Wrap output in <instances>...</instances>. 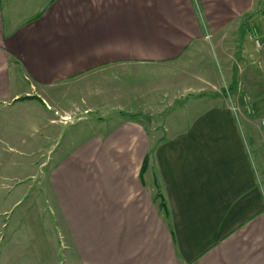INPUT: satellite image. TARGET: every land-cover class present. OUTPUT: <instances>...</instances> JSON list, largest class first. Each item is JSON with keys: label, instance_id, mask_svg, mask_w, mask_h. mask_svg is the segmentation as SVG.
Here are the masks:
<instances>
[{"label": "crops", "instance_id": "0c3cea01", "mask_svg": "<svg viewBox=\"0 0 264 264\" xmlns=\"http://www.w3.org/2000/svg\"><path fill=\"white\" fill-rule=\"evenodd\" d=\"M36 1L0 0V137L27 126L51 146L66 254L264 264V132L213 98L221 81L264 74L250 38L255 25L263 33L264 0ZM208 42L221 80L200 67ZM148 66L175 76L179 103L151 108L131 99L138 92H114V74ZM195 70L205 85L189 81Z\"/></svg>", "mask_w": 264, "mask_h": 264}, {"label": "rangeland", "instance_id": "374dc122", "mask_svg": "<svg viewBox=\"0 0 264 264\" xmlns=\"http://www.w3.org/2000/svg\"><path fill=\"white\" fill-rule=\"evenodd\" d=\"M46 1L37 0L35 7ZM260 18L264 24V12ZM263 24L261 37H264ZM255 28L258 27L255 25ZM205 52L209 53L200 67L207 68L211 79L221 80L224 78V65L218 50L208 42ZM230 60L234 70L238 68L240 59L232 54ZM195 71L198 73L196 80L193 77L188 80L205 85L206 81L200 77L207 73L206 70ZM135 73L132 70L114 74L115 79L111 82L114 92H138L136 95L133 93L131 99L146 103L151 108H155V104L163 108L180 102L175 97V90H171L173 86H170L175 76L167 68L158 66L157 70L148 66ZM242 78L233 82L221 81V85L215 87L213 98L221 97L230 108L234 104L240 105L244 112L240 122L261 121L264 114L261 116L259 108L262 106L264 109V74L250 80L252 76L244 73ZM119 95L115 100L119 99ZM8 112L3 111L0 117L8 119ZM19 115L26 116L22 112ZM15 133L13 139L0 137V264H77V258L64 250L63 230L60 234L58 227L61 218L48 187V173L52 166L51 146L44 144L42 139L36 142L31 135L35 133L34 128L23 126ZM56 245L58 247L54 248Z\"/></svg>", "mask_w": 264, "mask_h": 264}, {"label": "built area", "instance_id": "2783aa9c", "mask_svg": "<svg viewBox=\"0 0 264 264\" xmlns=\"http://www.w3.org/2000/svg\"><path fill=\"white\" fill-rule=\"evenodd\" d=\"M255 29L256 30H254L250 34V38L254 41L257 51L261 52L264 50V37H261V34H260L261 32L257 28H255ZM230 109L232 110L233 114L235 115L237 121L240 122L241 117H243V115H244V112H243V109L241 108V106L238 104H234ZM246 109L249 110V108H246ZM260 125H261L263 132H264V118L260 121Z\"/></svg>", "mask_w": 264, "mask_h": 264}, {"label": "trees", "instance_id": "16d2710c", "mask_svg": "<svg viewBox=\"0 0 264 264\" xmlns=\"http://www.w3.org/2000/svg\"><path fill=\"white\" fill-rule=\"evenodd\" d=\"M26 98H28V97H25V99H26ZM22 99H24V98H22ZM133 116H135V114H133ZM163 207L165 208V205H164V204H163Z\"/></svg>", "mask_w": 264, "mask_h": 264}]
</instances>
